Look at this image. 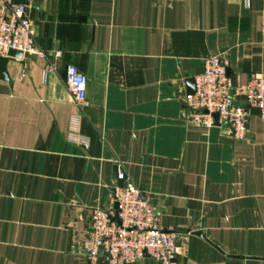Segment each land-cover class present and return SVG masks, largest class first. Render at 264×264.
<instances>
[{"label": "crops", "instance_id": "0c3cea01", "mask_svg": "<svg viewBox=\"0 0 264 264\" xmlns=\"http://www.w3.org/2000/svg\"><path fill=\"white\" fill-rule=\"evenodd\" d=\"M14 1L44 55L7 57L0 75V264H85L116 164L174 232L180 263L264 264V121L250 114L234 141L190 121L180 98L220 55L244 104L247 77L264 74V0ZM67 63L86 77L85 149L64 138L78 111Z\"/></svg>", "mask_w": 264, "mask_h": 264}, {"label": "built area", "instance_id": "2783aa9c", "mask_svg": "<svg viewBox=\"0 0 264 264\" xmlns=\"http://www.w3.org/2000/svg\"><path fill=\"white\" fill-rule=\"evenodd\" d=\"M8 49L44 55L34 40L26 6L14 0H0V57H5ZM201 66V72L193 76V92L183 91L180 96L189 120L206 128L226 125L234 141L244 140L249 108H257L258 118L264 121V74L247 77L243 86L244 104L240 105L233 102L234 84L226 74V61L220 55H208L202 58ZM24 72L22 68L20 75ZM63 83L78 109L68 116L64 138L67 143L85 149L88 140L80 131V110L85 99L86 77L76 66L67 63L63 67ZM90 228L92 231L82 244L85 264H136L143 256L156 264H182L178 261L174 232L160 226L148 195L118 164L109 206L92 208ZM99 248L107 255L105 259L99 258Z\"/></svg>", "mask_w": 264, "mask_h": 264}, {"label": "water", "instance_id": "95a60500", "mask_svg": "<svg viewBox=\"0 0 264 264\" xmlns=\"http://www.w3.org/2000/svg\"><path fill=\"white\" fill-rule=\"evenodd\" d=\"M16 3H21L22 2H16ZM7 57H13V58H21L22 57V53L18 50L15 49H8V51L6 52V56L5 57H0V75L2 77H5L4 74V63ZM202 70V66H200L195 73H199ZM186 92L187 93H192L193 92V77H190L186 80ZM247 107V106H246ZM249 113L250 114H258V109L257 108H249ZM213 118L216 119V114H213ZM115 207V206H114ZM92 231L91 228H88L86 231V236H85V241L88 239L89 237V233ZM107 255L105 253L102 252L101 248H99V258H106Z\"/></svg>", "mask_w": 264, "mask_h": 264}]
</instances>
